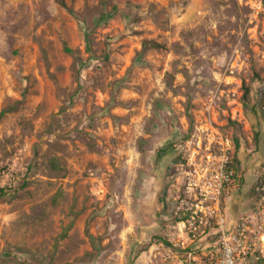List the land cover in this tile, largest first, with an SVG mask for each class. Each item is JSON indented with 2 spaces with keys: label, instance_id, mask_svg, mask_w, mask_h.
I'll return each mask as SVG.
<instances>
[{
  "label": "rangeland",
  "instance_id": "1",
  "mask_svg": "<svg viewBox=\"0 0 264 264\" xmlns=\"http://www.w3.org/2000/svg\"><path fill=\"white\" fill-rule=\"evenodd\" d=\"M263 78L264 0H0V264H166L197 130L257 206Z\"/></svg>",
  "mask_w": 264,
  "mask_h": 264
},
{
  "label": "built area",
  "instance_id": "2",
  "mask_svg": "<svg viewBox=\"0 0 264 264\" xmlns=\"http://www.w3.org/2000/svg\"><path fill=\"white\" fill-rule=\"evenodd\" d=\"M234 149L231 138L203 130L185 143L172 198L178 239L166 264H264V194L232 219L224 209L236 180Z\"/></svg>",
  "mask_w": 264,
  "mask_h": 264
},
{
  "label": "trees",
  "instance_id": "3",
  "mask_svg": "<svg viewBox=\"0 0 264 264\" xmlns=\"http://www.w3.org/2000/svg\"><path fill=\"white\" fill-rule=\"evenodd\" d=\"M60 5L63 6V7L65 8L63 1H60ZM67 11H68V13H69L70 15L75 16V14H74V12H73L72 10L67 9ZM112 11L115 13L116 9L113 8ZM111 15H112V13H111V14H102V15H100V17L97 19V23H102V22H104L105 19H107V18L110 17ZM159 47H160V45H159V44H156V43H154V42H146V43H144V48H145V49H146V48H159ZM64 51H65L66 53L70 54V55H75V52L72 51L71 49H69V48L66 47V46L64 47ZM105 59H107V56H105ZM263 83H264V78H263ZM258 92L260 93V94H259V96H260L259 98H260L261 101H263L262 103L264 104V85H263V89H260ZM247 94H248V92L245 91V92H244V97H246ZM6 113H7V110L1 112L0 116L5 115ZM238 147H239V145H238V141L235 140V148L237 149ZM164 153H165V150H164V149H160V150L157 152V155H156V156H157V159H160V157H161ZM236 164H237V158H234V157H233V166H234L235 172L237 171V170H236V168H237ZM52 166L55 167V162L53 163ZM6 190H7L6 188H0V200H3V199H4V197H5V195H6V192H5ZM163 243H165L166 245H169L167 242H163Z\"/></svg>",
  "mask_w": 264,
  "mask_h": 264
},
{
  "label": "crops",
  "instance_id": "4",
  "mask_svg": "<svg viewBox=\"0 0 264 264\" xmlns=\"http://www.w3.org/2000/svg\"><path fill=\"white\" fill-rule=\"evenodd\" d=\"M225 212H226L227 217L230 218V219H232V217L236 213L240 212V210H237V205L236 204H233L232 205V203L229 204V202H228V204H227V206L225 208Z\"/></svg>",
  "mask_w": 264,
  "mask_h": 264
}]
</instances>
